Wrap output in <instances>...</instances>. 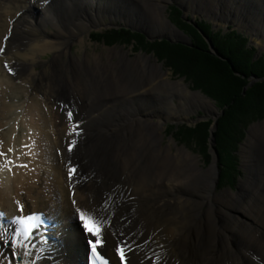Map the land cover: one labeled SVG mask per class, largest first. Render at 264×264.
Wrapping results in <instances>:
<instances>
[{
    "label": "bare ground",
    "instance_id": "obj_1",
    "mask_svg": "<svg viewBox=\"0 0 264 264\" xmlns=\"http://www.w3.org/2000/svg\"><path fill=\"white\" fill-rule=\"evenodd\" d=\"M169 1L0 0V151L13 149L6 155L11 172L0 157V264H87L90 248L67 188L69 160L77 168L72 199L109 222L98 247L114 264L120 243L134 249L126 254L130 264H264V125L251 130L242 151L247 178L237 192H218L216 160L204 167L173 140L162 145L164 119L213 107L209 98L172 80L146 54L110 47L90 57L70 55L108 18L184 38L168 20ZM229 2L237 1L209 5L215 11ZM257 24L251 28L263 35ZM45 54L52 59L44 61ZM21 163L28 168L15 167ZM39 212L53 226L48 234L34 230L26 241L30 256L21 247L13 257L3 243L19 226L12 218Z\"/></svg>",
    "mask_w": 264,
    "mask_h": 264
},
{
    "label": "rangeland",
    "instance_id": "obj_2",
    "mask_svg": "<svg viewBox=\"0 0 264 264\" xmlns=\"http://www.w3.org/2000/svg\"><path fill=\"white\" fill-rule=\"evenodd\" d=\"M236 1L237 2H229L228 5L225 4L224 6H221L220 4L219 6L217 5V8L215 9L216 13H213L214 9L211 11L209 0H195V5L187 4V2L183 0H170L166 7L168 20L170 18L169 22L171 24L173 23L172 25L184 34V38H176L170 34L152 35L147 29L129 25L120 19L111 20L108 18L106 19L105 24L92 28V32L88 37L86 44H83L82 46L74 45L70 51L71 56L74 55L79 58H84L85 55L90 57L94 53L106 52L107 48L117 47L131 51L129 55L132 57H135L138 54L152 56L157 63L159 62L163 65L165 70L170 71V78L172 80H182L191 91L201 92L209 98L214 105L213 107H209V104L203 105V107L199 106L196 109L194 108V110L192 109L188 111L186 115H183V119H176L175 117L169 119L165 118L163 123L165 129L163 131L164 138L162 140V145L167 146L171 143V140H173L176 146L183 147L191 154L198 155L203 162L204 167L213 164L216 160L218 163V180L216 186L218 192H223V190L237 192L241 181L247 178L248 174L247 170L244 168L242 151L244 145L247 143L251 130L257 126L264 125V101L262 99L257 103L254 102L257 105L253 108L250 107L249 115L251 116L249 117L250 121L245 124L246 127H244L242 121L239 120L240 114H237L238 116L235 115V117L233 116V118L229 119V125L232 128L230 127V129L222 131L223 128L221 122L224 118L223 115H225L224 111L226 110L222 108L221 103H219L216 98L206 93L208 90L206 91V89L204 90L202 88L206 86L205 77H203V75L202 77L197 74L193 75L194 73H197L192 70L193 66L191 63H193V61L190 63L184 58L183 61L185 62V66H179V63H175L176 60L165 51L168 46L164 45V42H170L173 48H177L178 45H184L191 48L201 47L203 49L202 51L223 58L219 53L214 40H212L209 34L203 32L204 30L199 24L207 22L211 25V32H213V34H220L221 36H228L229 34L234 35L232 31L235 30L234 32H236L237 35L246 39L247 43L245 47H247L248 50L252 49L254 52L251 58L252 63L257 65L256 68H253L254 72L249 75L246 74V70H243L246 72H242L244 74L243 78L246 80L243 94H253L251 91H254L256 85L264 83V75H262L264 72V34H255L256 28L252 29L251 27H255V24L257 23H261V28L264 26V0H247V3H244L246 0ZM200 4L202 5L200 6ZM173 6L178 7L183 11L180 19L176 14V11L172 9ZM235 10L237 15L232 16ZM261 11H263V14L260 16ZM221 12H223L224 16L220 15L222 14ZM39 13L40 10L37 9L35 11V16ZM248 14L249 17L247 16ZM256 16L258 18H256ZM180 21H183V23L184 21H187V24H191L194 27L197 26L196 28L201 33L204 42L198 38L196 39L193 31L184 30L182 25L180 27L183 31L181 28L179 29L177 24H179L178 22ZM176 52L177 51L174 53ZM178 52L181 51L178 50ZM52 56V54H45L43 55V60L48 62L52 59ZM103 59H105V55H103ZM177 60L181 61L180 59ZM232 67L234 68L233 64ZM37 69H41V67L37 66ZM182 70H184V72ZM186 70L192 73L191 76H187ZM260 72L262 73L260 74ZM217 79L218 76L216 78L212 75L211 80L214 81L215 84H217ZM214 82L210 83L212 87L214 86ZM226 93H230V91L224 92V94ZM246 94L244 96H246ZM23 97L19 98V101ZM121 98H129V96H121ZM174 103H179V100L174 99ZM158 104L163 105V102L159 101ZM227 106L229 111L230 104ZM245 112L248 113V111ZM154 119L158 120V118ZM193 127H196V129ZM190 128H193L196 131H190ZM236 138H238V141L235 140ZM257 139L261 138L258 137ZM232 143H235V146ZM225 144H230L234 149L233 152L237 155L235 165L238 163V170L237 172L235 170L234 174L226 172L227 168L225 167V164H229L228 162L231 160L233 161V153L229 151L228 148L226 149L224 147ZM256 146L258 148L262 147L258 143H256ZM257 147L255 152L261 149H258ZM173 148H176L175 145ZM234 175L235 177L233 178Z\"/></svg>",
    "mask_w": 264,
    "mask_h": 264
},
{
    "label": "trees",
    "instance_id": "obj_3",
    "mask_svg": "<svg viewBox=\"0 0 264 264\" xmlns=\"http://www.w3.org/2000/svg\"><path fill=\"white\" fill-rule=\"evenodd\" d=\"M172 9L176 11V14L180 19L182 14L181 10L175 6H173ZM186 22L187 21H184L183 23V21H180L179 23L181 24L177 25L179 27L182 25V28L186 31H193L195 33L196 39L198 38L199 40H202L204 42L202 35L198 31V29L191 24H187ZM199 26L202 27L204 33L209 34V36H211L212 40H214L217 46L219 53L222 55L223 58L202 51L203 49L201 47L191 48L184 45H178L177 48H173L170 42H164V45L168 46L165 51L168 52L169 55L176 60L175 63H179V66H185V62L183 61L184 58H186L190 63L193 61V63H191L193 66L192 70L197 72L193 75L197 74L200 77H202V75L203 77H205L206 86L202 88L204 90L206 89V91L208 90L206 93L216 98V100L221 103L222 108L226 110L224 111L225 115H223L224 118L221 122L223 128L222 131L230 129L231 126L229 125V119L233 118V116L235 117V115L237 114H240L239 120H241L244 124V127H246L245 124L250 121V107L253 108L255 105H257L256 103L261 101L262 99L264 101V83L256 85L254 91H251L253 94L245 93L248 97L244 96L245 94H243V89L246 85V80L245 78H243L244 74L242 72L247 71V75H249L250 73L252 74V72H254L253 68H256L257 66L256 64L252 63L251 59L254 52L252 51V49L248 50L247 47H245L247 43L246 39L242 36L237 35L236 32H233L235 36L230 34L228 36H221L220 34H213V32H211V25L208 23L202 22L201 24H199ZM178 50L181 52H178ZM175 51L177 52L174 53ZM177 59H180L181 61ZM232 64L234 68L232 67ZM182 71L184 72V70ZM261 73L262 72H260V74ZM186 74L187 76H191L192 73L186 70ZM212 75L216 78L218 76L217 84L212 81L213 79L211 80ZM262 75H264V72L262 73ZM211 82H214L213 87L210 85ZM227 91H230V93L224 94V92ZM226 104H230L229 111L228 106ZM245 111H248V113H246ZM193 128L196 129V127ZM193 128H190V131L194 130ZM235 140L238 141V138H236ZM232 144L235 146V143ZM224 147L226 149L228 148L229 151L233 153V161L231 160L230 162H228L229 164H225V167L227 168L226 172L234 174L235 170L236 172L238 170V163H236L235 165L237 155L233 152L234 149L230 146V144H225ZM235 175L233 176V178L235 177Z\"/></svg>",
    "mask_w": 264,
    "mask_h": 264
},
{
    "label": "snow or ice",
    "instance_id": "obj_4",
    "mask_svg": "<svg viewBox=\"0 0 264 264\" xmlns=\"http://www.w3.org/2000/svg\"><path fill=\"white\" fill-rule=\"evenodd\" d=\"M45 4L48 3V0H43ZM7 39V37H5ZM0 51H3L2 48H0ZM4 67L8 69V71L11 73L12 69L9 68L8 64L5 63ZM68 119L72 120L73 114L71 112L67 113ZM72 131H76V127L72 129ZM75 141H71L67 146V151L71 153L73 151V148L75 146ZM23 147H27V145H22ZM13 152L12 148L7 149V153ZM7 153L0 151V157L5 158V163L3 165L4 168H6L9 172L12 171V165L13 160L7 159L6 155ZM27 155V153H25ZM69 167L67 169V179H68V193L69 198L71 200V204L73 206V219L77 220L79 222V226L82 229L83 234H85V237L87 239V244L90 248V254H89V264H96L97 261L100 262V264H108V260L104 258V256L101 255L100 251H98V246H102L104 241L101 239V230L104 225H107L109 222L107 220H101L98 219L97 216L99 215L98 212L94 214V209L91 207L81 208L76 206V200L72 199L74 193H73V180L76 178L77 168L76 166L71 165V161L69 160ZM15 167L17 169L24 168L27 169L28 165L26 163L16 164ZM18 207L21 212H23V206L18 204ZM4 214L0 212V216H3ZM12 224L19 225L15 231L14 235L11 236L8 240H4V244H9L12 248V256L16 257L18 255L17 249L23 248L24 251L22 252V256H30L31 253L28 251L29 245L25 243L28 241L33 233V229H38L44 221L41 219L39 215L36 214H28V215H18L11 220ZM49 241H45V243H48ZM134 253V249L132 248L131 244L127 243H120L117 244L115 247V255L119 258L118 264H130V260L126 261V254L127 253ZM32 264H35V262H32Z\"/></svg>",
    "mask_w": 264,
    "mask_h": 264
},
{
    "label": "water",
    "instance_id": "obj_5",
    "mask_svg": "<svg viewBox=\"0 0 264 264\" xmlns=\"http://www.w3.org/2000/svg\"><path fill=\"white\" fill-rule=\"evenodd\" d=\"M196 25V24H195ZM197 27V26H196Z\"/></svg>",
    "mask_w": 264,
    "mask_h": 264
}]
</instances>
